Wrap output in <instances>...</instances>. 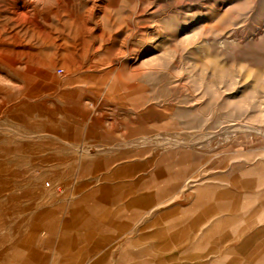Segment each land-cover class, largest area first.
Listing matches in <instances>:
<instances>
[{
  "label": "rangeland",
  "instance_id": "374dc122",
  "mask_svg": "<svg viewBox=\"0 0 264 264\" xmlns=\"http://www.w3.org/2000/svg\"><path fill=\"white\" fill-rule=\"evenodd\" d=\"M86 178L101 264H264V0H0L6 264Z\"/></svg>",
  "mask_w": 264,
  "mask_h": 264
},
{
  "label": "crops",
  "instance_id": "0c3cea01",
  "mask_svg": "<svg viewBox=\"0 0 264 264\" xmlns=\"http://www.w3.org/2000/svg\"><path fill=\"white\" fill-rule=\"evenodd\" d=\"M83 181L84 182L78 185L80 186V189L74 187V185H70L71 188L69 187L65 189V191L69 192V197L72 196L75 197V199L70 200L69 207L65 209L64 213L58 214L57 210L55 209H57L59 203H54V209L52 212H50L51 214L48 221L57 223L59 227L57 229L51 230L52 232H49L50 230H48L47 235L55 238L63 237L65 239L63 241L65 245L74 246V244L78 243L79 246L81 242L79 240L86 237V234L88 232L89 237L93 238V246L99 245V249L97 247V253L96 249L93 247V253L86 254L85 249H79L78 246L77 248L72 247L70 251L74 254L66 259L65 264H101V258L99 256L102 237V230L100 225L101 199L99 197L101 196V193H99L96 188H93L91 179L86 178ZM34 219L36 221V216L33 217V220ZM66 221L68 222L69 227L68 229L65 228L63 230L62 223ZM36 235H38V230L34 228H30L29 230H27L25 227H23L21 229L19 236L21 237L22 241L20 243V246H17V264H33L29 254L34 250L35 246L31 242V238L32 236ZM75 238H78V241H75ZM129 244L131 243H127V245ZM140 252L141 256H145L149 251L148 248H142ZM6 259L7 247L5 241V230L4 227H0V264H6ZM146 260L148 263V259Z\"/></svg>",
  "mask_w": 264,
  "mask_h": 264
},
{
  "label": "bare ground",
  "instance_id": "6f19581e",
  "mask_svg": "<svg viewBox=\"0 0 264 264\" xmlns=\"http://www.w3.org/2000/svg\"><path fill=\"white\" fill-rule=\"evenodd\" d=\"M25 11V10H24ZM28 16V14H27V12L25 11V12H23V13H20V17H23V18H25V17H27Z\"/></svg>",
  "mask_w": 264,
  "mask_h": 264
}]
</instances>
